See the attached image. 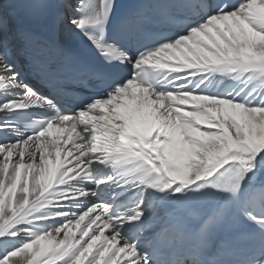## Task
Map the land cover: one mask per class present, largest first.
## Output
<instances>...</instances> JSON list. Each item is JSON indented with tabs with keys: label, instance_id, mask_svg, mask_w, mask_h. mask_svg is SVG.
<instances>
[{
	"label": "snow or ice",
	"instance_id": "1",
	"mask_svg": "<svg viewBox=\"0 0 264 264\" xmlns=\"http://www.w3.org/2000/svg\"><path fill=\"white\" fill-rule=\"evenodd\" d=\"M0 264H264V0H0Z\"/></svg>",
	"mask_w": 264,
	"mask_h": 264
},
{
	"label": "bare ground",
	"instance_id": "2",
	"mask_svg": "<svg viewBox=\"0 0 264 264\" xmlns=\"http://www.w3.org/2000/svg\"><path fill=\"white\" fill-rule=\"evenodd\" d=\"M77 2V0H71V3H76Z\"/></svg>",
	"mask_w": 264,
	"mask_h": 264
}]
</instances>
